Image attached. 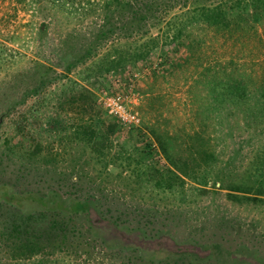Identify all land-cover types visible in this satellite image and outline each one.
Wrapping results in <instances>:
<instances>
[{"label":"rangeland","instance_id":"rangeland-1","mask_svg":"<svg viewBox=\"0 0 264 264\" xmlns=\"http://www.w3.org/2000/svg\"><path fill=\"white\" fill-rule=\"evenodd\" d=\"M105 1L0 0V264L17 262L2 227L27 216L37 264H264V0H171L132 23ZM225 3L258 18L199 15ZM100 90L133 93L141 125Z\"/></svg>","mask_w":264,"mask_h":264},{"label":"trees","instance_id":"trees-1","mask_svg":"<svg viewBox=\"0 0 264 264\" xmlns=\"http://www.w3.org/2000/svg\"><path fill=\"white\" fill-rule=\"evenodd\" d=\"M57 2L56 5L59 8H62V10H64V14L65 15H72L73 14V9L71 8L70 5H65L66 4V0H55ZM145 1V0H114L113 4H115V9L116 11H119L123 14V12H130V17L129 19H127L126 16H124V21L127 22V20H130L129 22H137V21H142L145 22L147 20V18L151 17V18H157V16L160 18L163 16L164 13H166L170 7L174 6V2H172L171 0H165L166 2H170L168 4H164L161 5L160 7H157V14H153V8L151 6L150 0L145 1L142 4H139L140 2ZM153 1V0H152ZM163 1V0H162ZM256 1V0H255ZM262 1V0H261ZM106 3L108 5L107 0L104 3V7H106ZM257 4H260L258 1H256ZM226 5V3L224 4ZM137 6V7H136ZM136 7V8H135ZM171 7V8H172ZM230 5H226L225 7H223L222 9H208V8H200V14L199 15H203L205 18V21L209 24H212L216 27H220L222 26L225 29H229L231 24L234 22V20H238L235 23L236 28L239 27V23L240 21H247V20H257L258 15L256 13L257 10H255L256 8L254 6H252L253 8L251 10H249L247 8V6L243 5V9H238L237 7H234L232 10H229ZM255 8V9H254ZM77 10V9H76ZM76 10L74 11V14L76 13ZM197 10V9H195ZM113 12L110 10L108 12H106V24L109 23V15H112ZM152 14V15H151ZM227 16V17H226ZM191 18V17H189ZM46 27V25H45ZM44 27V28H45ZM39 31H44L45 29L42 28H38ZM103 36H105L104 31L100 30L98 31L95 36L93 37L92 40H98L101 39ZM90 47L87 45L86 48H83V51L75 58H73V60L71 61H67L66 64L64 65V70L66 72L70 71V69L74 66H76L78 63L85 61V59L88 58V56L90 55L91 49H89ZM145 51H143L142 53H140L139 55H136L134 53L135 58L140 57L142 54H144ZM125 58V53H117L116 58L113 59L112 61V65L114 67V69H116L115 67L117 65H120L122 63V60ZM110 67V66H109ZM108 67V68H109ZM112 67V68H113ZM107 71L110 72L111 68L108 69ZM228 87V93L229 95L231 94L232 96L234 95L236 97V95L238 97H242L245 94V88H246V84L244 83L243 80H232L230 85H227ZM242 88V89H241ZM241 89V90H239ZM239 90V91H237ZM227 91V90H226ZM222 94V93H219ZM214 97V95H213ZM142 123V121H141ZM248 190H250V188H245V187H240V186H235L232 188V193H229L228 196L231 198H238L236 197V192H248ZM260 192L261 189H259ZM3 196V200L6 203H12L15 200V195H7L5 192L2 193ZM255 198V197H252ZM82 206H86V205H80ZM30 219H34L32 216H27L26 218H22L20 222L15 223L13 222L12 227L9 226H3L2 228L5 229L6 231L9 230L10 235L13 237L12 241H11V247L12 249V257H16L15 261H17L15 264H28L27 262L31 261L33 264H37L39 263V261L34 262V258L35 256L41 252L42 250V245H40V243L37 241L36 236L34 235V229L33 231L29 230V220ZM57 224V223H55ZM28 225V226H27ZM52 226L47 228V232H50Z\"/></svg>","mask_w":264,"mask_h":264},{"label":"built area","instance_id":"built-area-1","mask_svg":"<svg viewBox=\"0 0 264 264\" xmlns=\"http://www.w3.org/2000/svg\"><path fill=\"white\" fill-rule=\"evenodd\" d=\"M97 98L103 109L115 117L125 129H134L141 125L140 115L131 105L135 101L133 93L100 90Z\"/></svg>","mask_w":264,"mask_h":264}]
</instances>
